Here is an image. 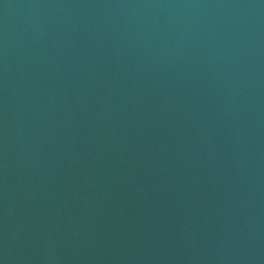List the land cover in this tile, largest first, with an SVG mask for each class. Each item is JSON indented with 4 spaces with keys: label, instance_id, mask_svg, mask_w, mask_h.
<instances>
[{
    "label": "water",
    "instance_id": "95a60500",
    "mask_svg": "<svg viewBox=\"0 0 264 264\" xmlns=\"http://www.w3.org/2000/svg\"><path fill=\"white\" fill-rule=\"evenodd\" d=\"M0 264H264V0H0Z\"/></svg>",
    "mask_w": 264,
    "mask_h": 264
}]
</instances>
